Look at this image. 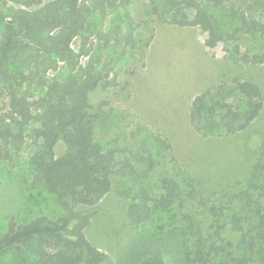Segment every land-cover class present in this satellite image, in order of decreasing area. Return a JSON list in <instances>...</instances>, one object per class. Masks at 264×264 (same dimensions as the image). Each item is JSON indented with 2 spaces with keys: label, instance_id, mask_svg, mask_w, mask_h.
I'll return each mask as SVG.
<instances>
[{
  "label": "trees",
  "instance_id": "16d2710c",
  "mask_svg": "<svg viewBox=\"0 0 264 264\" xmlns=\"http://www.w3.org/2000/svg\"><path fill=\"white\" fill-rule=\"evenodd\" d=\"M151 1L159 23L201 25L209 40L222 43L240 64H264V46L248 44L264 36V0ZM133 2L0 0V161L33 151L28 165L33 182L69 212L24 225L11 218L0 235V264H107V255L86 234L91 214L73 208L96 206L112 191L126 202L134 226L149 222L154 212L184 208L175 178H162L163 194L152 196L149 181L160 162L149 142L122 147L97 139L110 116L92 106L91 96L118 86L117 65L135 46L138 25L123 14L104 30L96 18ZM76 39L82 40L78 50ZM263 108L259 85L233 76L197 93L187 117L200 135H231L246 130ZM59 142L67 150L57 157ZM253 169L260 181L226 191L221 204L208 206L210 225L182 214L185 234L195 239L183 264H264V148ZM228 226L238 236L235 241L203 234ZM140 256L138 264H175L167 248L148 247Z\"/></svg>",
  "mask_w": 264,
  "mask_h": 264
},
{
  "label": "rangeland",
  "instance_id": "374dc122",
  "mask_svg": "<svg viewBox=\"0 0 264 264\" xmlns=\"http://www.w3.org/2000/svg\"><path fill=\"white\" fill-rule=\"evenodd\" d=\"M123 14L138 25L136 44L117 65L118 86L100 89L91 96L92 106L110 116L97 139L122 147L149 142L160 162L149 181L152 196L163 194L162 178H175L184 208L177 205L154 212L149 222L134 226L126 202L112 191L96 206L79 205L73 210L91 214L86 234L107 255V264H138L140 252L148 247L167 248L175 264H183V254L193 247L195 239L185 234L182 214H192L195 220L202 218L206 226L210 225L212 219L205 212L208 206L221 204L224 199L220 197L226 191L261 180L253 167L264 148V108L242 132L204 136L189 124L190 101L200 91L233 76L255 82L264 96V64H240L222 43L209 40L201 25L159 23L152 14L151 0H134L127 9L107 18L97 16L96 21L108 30ZM81 44L82 40L76 39L73 45L78 50ZM248 44L251 48L264 46V36L257 43L248 40ZM66 150L59 142L56 156ZM32 152L24 149L11 162L0 161V235L6 232L11 218L24 225L39 216L54 220L69 213L54 195L33 182L28 172ZM202 201L208 205L204 207ZM212 232L218 242L219 236L231 241L238 237L229 226L219 233L208 230L203 234Z\"/></svg>",
  "mask_w": 264,
  "mask_h": 264
}]
</instances>
